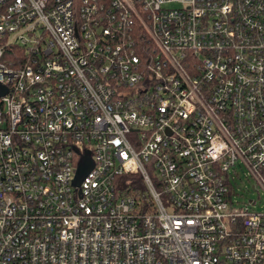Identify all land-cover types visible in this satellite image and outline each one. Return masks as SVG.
Returning <instances> with one entry per match:
<instances>
[{"label": "built area", "instance_id": "1", "mask_svg": "<svg viewBox=\"0 0 264 264\" xmlns=\"http://www.w3.org/2000/svg\"><path fill=\"white\" fill-rule=\"evenodd\" d=\"M0 86V264H264V0H0Z\"/></svg>", "mask_w": 264, "mask_h": 264}, {"label": "rangeland", "instance_id": "2", "mask_svg": "<svg viewBox=\"0 0 264 264\" xmlns=\"http://www.w3.org/2000/svg\"><path fill=\"white\" fill-rule=\"evenodd\" d=\"M234 170L236 175L234 174V178L231 180L234 191L233 200L238 203L256 200L251 208L254 210H264V195L257 194L251 189L252 180L249 176H245L244 169L235 166Z\"/></svg>", "mask_w": 264, "mask_h": 264}, {"label": "water", "instance_id": "3", "mask_svg": "<svg viewBox=\"0 0 264 264\" xmlns=\"http://www.w3.org/2000/svg\"><path fill=\"white\" fill-rule=\"evenodd\" d=\"M6 92V88L0 86V95L4 94ZM92 162L87 154V152H84V154L80 157L79 162L77 164L75 175L72 180V185L74 187H78L80 181L83 179V177L87 174V172L91 169Z\"/></svg>", "mask_w": 264, "mask_h": 264}, {"label": "trees", "instance_id": "4", "mask_svg": "<svg viewBox=\"0 0 264 264\" xmlns=\"http://www.w3.org/2000/svg\"><path fill=\"white\" fill-rule=\"evenodd\" d=\"M130 177H132L134 179L133 182L136 186L141 187V183H140L139 178L137 176H130Z\"/></svg>", "mask_w": 264, "mask_h": 264}]
</instances>
